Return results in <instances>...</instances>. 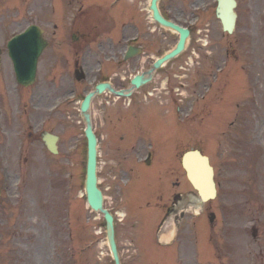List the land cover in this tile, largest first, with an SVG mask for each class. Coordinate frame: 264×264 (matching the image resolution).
Masks as SVG:
<instances>
[{"label":"rangeland","instance_id":"rangeland-1","mask_svg":"<svg viewBox=\"0 0 264 264\" xmlns=\"http://www.w3.org/2000/svg\"><path fill=\"white\" fill-rule=\"evenodd\" d=\"M31 1L33 0H0V47L4 50L0 68L2 186L0 264H114L107 244L103 218L86 206L84 195L86 138L79 103H67L59 112L53 113L42 106L40 94L37 99L33 95L32 99L30 98L31 92H36L39 88L40 92L45 81H50V77H44L45 70L47 66H56L57 53L55 52L59 47L51 43L49 50L42 56L40 73L34 88L25 89L18 86L15 81L12 62L7 52L8 39L29 22L41 23L48 38H53V28L57 23L52 0H34L29 5ZM107 1L104 0V2ZM240 1L247 4V0ZM148 2L149 0H137L138 7L143 9V26L145 27L148 26L146 14ZM163 2L165 9L169 12L175 10L189 13L186 20L185 16L177 13L175 18L179 22L193 24L195 21L193 17H195L199 22L198 26H201L192 36V43L196 49V52L193 49L191 52L194 63L191 60L192 56L184 63L181 62L185 57L178 59L181 67L176 65L177 83H180L179 78L184 77L183 81L187 80L191 84L188 87V93H191L193 79L197 77L202 81L203 92H206V86H210L214 92L215 83L217 88L219 87L216 91L217 96H222L223 92L229 101L235 100L228 103L229 110L224 107L222 114L221 110L208 114L209 116H204L202 122L201 117L200 121H197L200 122V126H195L193 121H184V118L188 117L186 114H178V121L183 123V126H190L191 134H196L194 138L197 140L191 143L201 147L210 155L216 170V180L220 183L217 199L202 207L197 218L196 214L191 212L196 209L197 203L196 192L192 189L193 195L189 206L191 210L190 213L186 212V224L193 225L196 220L198 227L207 225L205 236L210 244L206 246V252L207 255H213L216 259L212 261L208 259L203 264H264V79H262L264 73L261 68V76L253 82L254 85L257 83V87L255 88L252 84L254 89L248 95L245 90H237V95L234 91L229 92L227 89L229 85L226 83L222 89L219 81L215 82L218 77L217 68L230 58L226 56V49L232 42L234 43L235 35H229L222 30L220 20L215 15L216 0H163ZM39 4L45 7L42 6V8ZM63 4L68 5L67 2ZM41 9L46 12V15L41 13ZM59 11L57 14L62 16L64 14L62 7H59ZM66 11H69L68 15H70L73 8L68 5ZM240 12L244 13V10ZM15 18L22 21L13 24ZM72 18L73 15L71 19L69 16L67 21L64 19V29L70 30ZM161 32L164 31L161 30ZM207 33L210 45L207 49H203L205 46H202V39L207 37ZM167 34L168 32H164V35L160 37ZM66 37L68 47L64 46L66 56H63L61 63L65 69L67 60L71 58L70 36ZM160 37L157 43H151L152 38L147 36L148 54L164 52L178 40L177 34L169 35L168 39L164 40ZM52 40L57 38L54 37ZM112 54L110 48H107L108 57ZM248 55L247 61L254 63L255 54L251 56L248 50ZM185 66L191 69L188 75L183 72ZM223 68V70L227 69L226 66ZM56 73H58L57 67H53L51 74ZM89 80L79 85L82 93L89 89ZM248 85L251 88V83ZM182 93L185 91L182 90ZM62 94V99H65L66 93L63 91ZM252 94L254 99L247 112L244 108L249 106ZM147 107L148 104L144 99L133 112L141 113ZM103 111L97 102L94 106V117L100 143L102 147L106 145L108 149L105 152L114 157L118 164L105 157L101 158L99 178L104 191L111 187L109 192L115 201L120 202L121 208L124 207L121 201L124 188L123 176H128L126 169V173L122 171L126 165L122 162L129 158V152L127 148L114 149L106 144L105 139L112 140V138L110 139L111 132H106L105 125L115 126L116 120L113 111L106 114ZM128 115L130 114L126 113V123L122 126L136 124V121ZM175 119H177L176 113ZM139 126H142L141 123ZM172 127L170 126L171 131ZM43 129L52 130L62 136L59 154H51L40 140ZM145 130L152 137H156V133L153 134L151 128L146 127ZM129 131L133 134L131 140H135L134 138L141 134L136 126ZM175 134L177 138L184 141L183 131L178 130L177 126H175ZM164 136L163 132L160 141L157 139L156 143L160 146L164 145L161 141ZM113 137L116 138L115 135ZM169 142L170 145L173 144L167 141L165 145ZM140 144L142 143L136 146ZM188 145L190 144L187 143L186 146ZM160 150L165 157L155 162L153 167L145 166L147 170L142 169L143 172L141 171L136 181L137 185L133 186V192L130 195L132 208H139L141 198L154 184L157 190L162 187L161 183L165 181L159 178L162 169L166 171L170 166L169 168L175 173L174 180H172V174L165 175L166 180L168 179V185L166 181L164 183L165 189L167 186L168 190L174 188L172 183L176 181L177 176L181 180L182 169L178 159L171 156L174 155L172 149L170 152L166 147L164 149L160 147ZM131 152L135 155L134 151ZM116 172L121 174L116 181H113L109 177ZM147 175L148 181L145 183L143 177ZM136 211L141 217L143 216L141 211ZM210 212L216 214L212 223L209 220ZM125 231L126 227L121 226V236L119 235L118 239L122 247L127 242V238L123 235ZM71 235L74 241H71ZM202 248V243L192 240L193 252L200 251ZM132 261L135 264H141L137 256ZM195 261L192 258L190 264H195Z\"/></svg>","mask_w":264,"mask_h":264},{"label":"water","instance_id":"water-1","mask_svg":"<svg viewBox=\"0 0 264 264\" xmlns=\"http://www.w3.org/2000/svg\"><path fill=\"white\" fill-rule=\"evenodd\" d=\"M157 1L153 0L152 8L155 11V17L160 20L164 25L176 28L182 33V40L178 48L168 54L165 58L158 61L157 65H160L167 58L171 57L176 53L182 46L185 38L187 37L186 32L179 26L173 24L170 21L164 19L158 10ZM233 6L231 0H220V16L224 22L225 28L231 29L233 23ZM185 32V35L183 34ZM10 55L13 57L16 64V70L18 80L23 84H29L34 81L36 64L39 55L45 47V41L42 38L41 30L32 26L25 33L13 39L9 45ZM1 53V50H0ZM83 114L87 122L86 134L89 140L88 147V164H87V177H86V191L88 196L89 204L93 209L102 212L106 218L107 235L111 249L113 251L116 264H120V259L117 251V244L115 240V227L113 215L104 208L103 206V195L100 189L97 187V174H96V136L92 130V123L90 118V99L87 98L83 103ZM185 166L189 176L195 186L199 189L202 196H212L214 194V182H213V171L209 164L208 158L201 156L199 153H190L186 155Z\"/></svg>","mask_w":264,"mask_h":264},{"label":"flooded vegetation","instance_id":"flooded-vegetation-1","mask_svg":"<svg viewBox=\"0 0 264 264\" xmlns=\"http://www.w3.org/2000/svg\"><path fill=\"white\" fill-rule=\"evenodd\" d=\"M182 14V13H181ZM183 15V14H182ZM149 28V27H148ZM153 30V29H151ZM156 33V32H155ZM157 35V34H156ZM157 36H154V38H156ZM77 41L80 42L82 40V37H76ZM167 70H170V69H167Z\"/></svg>","mask_w":264,"mask_h":264},{"label":"bare ground","instance_id":"bare-ground-1","mask_svg":"<svg viewBox=\"0 0 264 264\" xmlns=\"http://www.w3.org/2000/svg\"><path fill=\"white\" fill-rule=\"evenodd\" d=\"M110 247V246H109Z\"/></svg>","mask_w":264,"mask_h":264}]
</instances>
